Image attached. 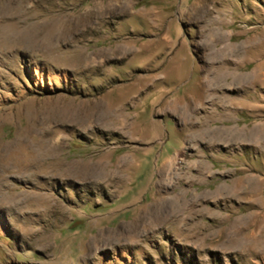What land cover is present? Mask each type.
Returning <instances> with one entry per match:
<instances>
[{"label": "rangeland", "instance_id": "1", "mask_svg": "<svg viewBox=\"0 0 264 264\" xmlns=\"http://www.w3.org/2000/svg\"><path fill=\"white\" fill-rule=\"evenodd\" d=\"M52 1L0 0V264H240L264 224V0L94 22Z\"/></svg>", "mask_w": 264, "mask_h": 264}, {"label": "bare ground", "instance_id": "2", "mask_svg": "<svg viewBox=\"0 0 264 264\" xmlns=\"http://www.w3.org/2000/svg\"><path fill=\"white\" fill-rule=\"evenodd\" d=\"M57 1H59V0H57ZM54 2H56V1H54ZM59 5L60 4L58 3V6ZM53 6H57V5L56 4L54 5V3H53ZM131 6L132 5H131L130 0H95V5H94L93 9H90V10H87V11H79L78 10L79 12H75L73 14L75 16H77L78 18H80V19L81 18H86L87 20L94 22L95 20H103V19H105L107 17L110 18L109 16L114 15V14H116L119 11H129L131 9ZM59 9L61 10V6H60ZM54 12H56V11H54ZM67 14H70V13L67 12ZM74 15H72V16H74ZM263 75H264V73H263ZM241 78L243 79L244 77H239L238 79H241ZM1 168H2V162H1V158H0V173L2 171ZM204 170L208 171L207 169H204ZM204 170L201 168V170H198L196 172V174L201 176V175L204 174ZM173 206L174 207H172V208L175 209L177 207V203L175 205H173ZM158 208H159V210L157 212H155L152 215H150V216L156 217V219L154 221L160 219L163 216V214L165 213L164 212L165 206L164 207H158Z\"/></svg>", "mask_w": 264, "mask_h": 264}, {"label": "crops", "instance_id": "3", "mask_svg": "<svg viewBox=\"0 0 264 264\" xmlns=\"http://www.w3.org/2000/svg\"><path fill=\"white\" fill-rule=\"evenodd\" d=\"M224 33V32H223ZM225 34V33H224ZM264 70L257 71L254 75H263ZM260 116H258L259 121H261L262 128L259 130V133H257L258 138L260 140V143H264V110ZM254 132H257V127L253 129ZM260 178L264 180V176L260 175ZM255 235L257 237V241H255V244L250 246L247 245L245 249L238 253H232L236 254L238 257V261L240 264H264V224L260 225L259 228L256 230Z\"/></svg>", "mask_w": 264, "mask_h": 264}]
</instances>
